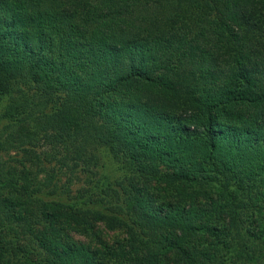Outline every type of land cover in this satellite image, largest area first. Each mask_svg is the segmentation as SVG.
Instances as JSON below:
<instances>
[{"label": "trees", "instance_id": "trees-1", "mask_svg": "<svg viewBox=\"0 0 264 264\" xmlns=\"http://www.w3.org/2000/svg\"><path fill=\"white\" fill-rule=\"evenodd\" d=\"M0 264H264V0H0Z\"/></svg>", "mask_w": 264, "mask_h": 264}, {"label": "rangeland", "instance_id": "rangeland-1", "mask_svg": "<svg viewBox=\"0 0 264 264\" xmlns=\"http://www.w3.org/2000/svg\"><path fill=\"white\" fill-rule=\"evenodd\" d=\"M102 163H103V174H105L106 179L109 181L113 182L120 174L119 170L117 169V163L114 161L113 157L111 154L108 152L105 153V155L102 158ZM98 228L103 232L105 239L107 241H114L116 238L123 237L124 234H119L117 233L118 231L116 230H109L106 228L104 224H99ZM77 238L83 239L85 241H90V239L87 236L84 235H75Z\"/></svg>", "mask_w": 264, "mask_h": 264}]
</instances>
